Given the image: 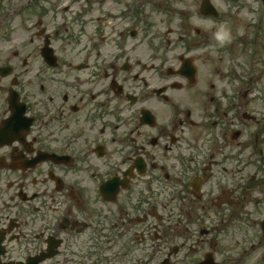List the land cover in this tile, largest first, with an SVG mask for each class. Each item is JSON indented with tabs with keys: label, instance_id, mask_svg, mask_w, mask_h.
<instances>
[{
	"label": "flooded vegetation",
	"instance_id": "1",
	"mask_svg": "<svg viewBox=\"0 0 264 264\" xmlns=\"http://www.w3.org/2000/svg\"><path fill=\"white\" fill-rule=\"evenodd\" d=\"M14 1L0 264H264V0Z\"/></svg>",
	"mask_w": 264,
	"mask_h": 264
},
{
	"label": "rangeland",
	"instance_id": "2",
	"mask_svg": "<svg viewBox=\"0 0 264 264\" xmlns=\"http://www.w3.org/2000/svg\"><path fill=\"white\" fill-rule=\"evenodd\" d=\"M14 0H0V27H37V19L36 15L37 12L35 9L31 11H26L20 13V11H13V12H2V9H6V6L9 5V2ZM61 0H57V3ZM67 0H62L61 3H65ZM54 0H48V3H53ZM20 3H23V1H20ZM56 3V4H57ZM44 4V3H43ZM42 4V5H43ZM46 5H43L41 7H45ZM153 5L149 8H152ZM35 11V12H34ZM181 21V20H180ZM180 21L177 19V17L169 18L165 15H162V13H153L151 11H148L147 8V38L148 35H150V40H157L161 41L164 38H170L168 35H166L167 29H175V27L180 26ZM93 25H96L95 23ZM119 25H122V23H118L116 20H107L103 24H100L99 27H119ZM93 27V26H90ZM95 27V26H94ZM136 27H138V31L140 32V35L138 36L136 40V51H141L143 48V35L141 31H139V27H146L144 23L137 24ZM143 52V51H142Z\"/></svg>",
	"mask_w": 264,
	"mask_h": 264
}]
</instances>
